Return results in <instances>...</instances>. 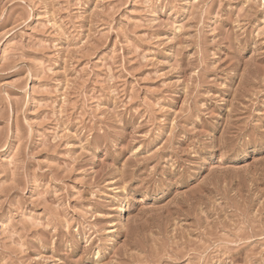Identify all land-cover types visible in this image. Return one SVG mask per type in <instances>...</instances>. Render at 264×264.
<instances>
[{
	"label": "rangeland",
	"instance_id": "1",
	"mask_svg": "<svg viewBox=\"0 0 264 264\" xmlns=\"http://www.w3.org/2000/svg\"><path fill=\"white\" fill-rule=\"evenodd\" d=\"M262 137L264 0H0V264H264Z\"/></svg>",
	"mask_w": 264,
	"mask_h": 264
},
{
	"label": "bare ground",
	"instance_id": "2",
	"mask_svg": "<svg viewBox=\"0 0 264 264\" xmlns=\"http://www.w3.org/2000/svg\"><path fill=\"white\" fill-rule=\"evenodd\" d=\"M126 203L121 202L120 206L116 209L117 210V216L121 220H124L126 218V210H125V205ZM116 213V212H115Z\"/></svg>",
	"mask_w": 264,
	"mask_h": 264
},
{
	"label": "snow or ice",
	"instance_id": "3",
	"mask_svg": "<svg viewBox=\"0 0 264 264\" xmlns=\"http://www.w3.org/2000/svg\"><path fill=\"white\" fill-rule=\"evenodd\" d=\"M261 150H264V137L261 138Z\"/></svg>",
	"mask_w": 264,
	"mask_h": 264
}]
</instances>
